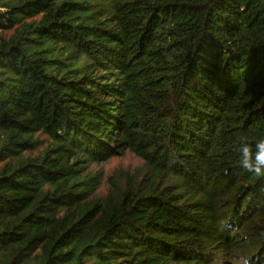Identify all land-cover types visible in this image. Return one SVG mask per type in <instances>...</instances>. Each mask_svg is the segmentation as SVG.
<instances>
[{"label":"trees","instance_id":"trees-1","mask_svg":"<svg viewBox=\"0 0 264 264\" xmlns=\"http://www.w3.org/2000/svg\"><path fill=\"white\" fill-rule=\"evenodd\" d=\"M15 25L0 39V264H264V177L236 150L264 139V0H0V31ZM103 118L162 182L94 227L45 218L73 203L65 154H113L86 131Z\"/></svg>","mask_w":264,"mask_h":264},{"label":"rangeland","instance_id":"rangeland-1","mask_svg":"<svg viewBox=\"0 0 264 264\" xmlns=\"http://www.w3.org/2000/svg\"><path fill=\"white\" fill-rule=\"evenodd\" d=\"M39 19L40 15H36L25 20V23ZM18 27L15 25L13 29L1 30L0 39L7 40ZM89 123L94 125L87 127L86 131L98 138L113 154L99 161L91 160L83 152L65 154L60 160L69 168V171L67 169V172H64V187L71 194L73 203L61 200L65 205L56 207L45 218L57 220L68 217L81 224L94 219V227L102 224L104 214L118 204L124 195L137 193L150 185H156L159 181L162 182L156 172L130 149L125 134L110 120L103 118ZM34 137L38 142L34 149L40 152L49 139L40 132L35 133ZM28 153L26 151L24 155ZM53 158L56 159L55 156ZM3 164L4 162H0V168ZM38 190L49 193L52 189L49 184H41Z\"/></svg>","mask_w":264,"mask_h":264},{"label":"clouds","instance_id":"clouds-1","mask_svg":"<svg viewBox=\"0 0 264 264\" xmlns=\"http://www.w3.org/2000/svg\"><path fill=\"white\" fill-rule=\"evenodd\" d=\"M236 150L244 170L257 177H264V139L258 140L254 146L247 140H241ZM250 261L251 257L241 255L235 264H250Z\"/></svg>","mask_w":264,"mask_h":264}]
</instances>
